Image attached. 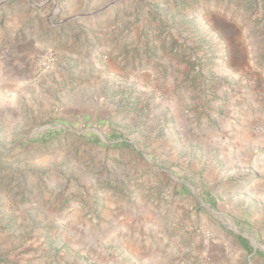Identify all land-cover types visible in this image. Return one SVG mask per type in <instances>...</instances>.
<instances>
[{"label": "rangeland", "instance_id": "obj_1", "mask_svg": "<svg viewBox=\"0 0 264 264\" xmlns=\"http://www.w3.org/2000/svg\"><path fill=\"white\" fill-rule=\"evenodd\" d=\"M178 1L180 6L172 4L171 0H0V264H21V256L42 248L34 240L41 231L38 226L33 224L31 228L20 219L42 210L44 217L54 222L56 216H48L52 211L70 205V195L75 196L77 192L72 190L75 184L71 181L82 186L90 179V173L100 177L109 173L107 161L111 147L108 144L102 146L100 152H106V160L99 164L91 150L80 146L79 139L83 130L91 127L84 125L79 116L88 108L83 93L100 94L96 85L83 87L85 80L98 81L95 67L89 70L87 67L76 70V65L69 70L63 67L69 63L68 48L79 49L78 42L83 34L102 30L100 43L104 45L112 41L108 36L110 32L116 35L113 49L106 51L102 61L110 57V52L115 53L111 54L114 59L122 57L124 60L120 52L124 39L135 32L139 35L132 48L133 62L126 52L128 70L121 69L122 73H119V89H109L108 98L98 97L89 102L97 105L99 112L106 116L113 114L115 105L123 103L115 101V94L126 92L128 116L141 112L144 106L149 109V116L160 106L169 108L162 116L164 135L173 134L176 121L205 130L210 112L205 108L211 102L219 101L218 96L207 98L204 95L206 88L222 84L236 88L234 71H226L227 54L219 53L215 41L209 37L212 30L210 17L228 12L236 18L238 14L242 18L238 23L240 27L251 34H264V15L261 21L255 16L260 0ZM261 1L264 12V0ZM177 27L180 42L173 48L175 52L171 51L174 55L171 58L187 64L186 70L174 68L170 61L162 67L163 52L156 45L146 46L140 35L172 34ZM51 52L57 58L56 63L50 70L43 71L41 63ZM256 56L258 62L264 63V49ZM151 61H156L154 66L162 72L160 79L176 75L175 84L151 79L149 91L140 89L142 84L138 82L149 74ZM249 70L244 75L248 79L246 88L251 86L249 82L254 74H258L252 66ZM76 72L86 75L78 76ZM229 78H233L231 82L227 80ZM127 81L128 85H124ZM79 86L81 88L74 92ZM194 86L201 90L189 104L182 99V94ZM121 88L125 90L121 91ZM147 92L149 95L144 98L147 105L141 107V95ZM170 110L182 117L174 118ZM259 128L264 129V125L258 124L254 128L258 134H264L258 131ZM92 133L90 131L88 135ZM151 145L149 150H141L153 160L152 152L156 148ZM82 154L89 156L94 162L92 166H83ZM149 169L150 174L156 175L152 165ZM138 172L134 165L128 167L129 182L139 178ZM188 175L191 177L190 173ZM182 187V180L172 183L165 180L150 192L156 198L154 195L158 191L163 201L172 204L163 216L172 225L162 228L159 233L162 237L182 241L179 253L168 264H264V221L262 224L258 221L247 223L241 215L211 208L210 212H203L211 220L209 228H204L198 217L193 219L182 201L178 205L173 202ZM128 195L132 204L142 201L138 191H129ZM221 240L225 242L223 246L218 245ZM207 243L212 249L211 254L200 255L199 249ZM48 246L52 248L51 244ZM220 248H223L222 253ZM240 249L245 255H241Z\"/></svg>", "mask_w": 264, "mask_h": 264}, {"label": "crops", "instance_id": "obj_2", "mask_svg": "<svg viewBox=\"0 0 264 264\" xmlns=\"http://www.w3.org/2000/svg\"><path fill=\"white\" fill-rule=\"evenodd\" d=\"M171 2L180 6L178 0ZM258 5L255 16L261 21L264 15L263 2L260 0ZM240 16L237 14L234 18L232 13L222 12L210 17L212 30L209 37L215 41L219 53L227 54L226 71H234L232 73L236 75L234 81L237 86L233 88L222 84L206 88L204 95L211 99L218 96L219 101L211 102L205 108L210 110L205 130L176 121L173 134L164 135L162 116L169 108L160 106L149 116V109L144 106L141 112L128 116L126 92L115 94V101H123L124 106L115 105L112 115L101 114L97 105L89 103L98 97L108 98L109 89H119V73H122L121 69L128 70V52L131 56L129 60L132 61V48L139 36L136 32L124 39L120 51L124 60L122 57L114 59L111 54L115 53L110 52V57L102 61L106 58V51L113 49L112 42L116 36L113 32L108 35L112 41L105 45L100 43L102 30H96L80 37L79 49L68 48L69 63L63 65L65 70L71 69L73 65H76V70H85L86 67L89 70L94 66L97 72L98 81L85 80L83 85L87 88H90L89 84L96 85L100 88V94L83 93L88 108L80 112L79 116L84 125L90 124L91 127L84 129L79 139L80 146L91 150L94 160L99 164L106 160V152H100L102 146L108 144L111 147L108 153L110 159L107 161L109 173L102 177L90 173V179L82 186L71 181L75 184L72 190L77 192L75 196L70 195V205L52 211L48 216L53 218L55 215L54 222L45 218L42 210H36L24 220L20 219L31 228L33 224L38 226L41 231L34 240L36 245L42 246L21 256V264H168L179 253L182 241L161 236L159 231L172 225L163 217L172 204L163 201L158 191L154 195L156 198L150 193L165 180L166 183L182 180V190L178 189L180 192L173 202L178 205L182 201L186 210L193 214V219L198 217L204 228H209L211 220L203 212H210L211 208L241 215L247 223H263L264 134H258L254 128L258 124L264 125V63L258 62L256 56L257 52L264 49V34H251L240 27ZM178 29L172 34L159 33L156 37L152 33L140 35L146 46L156 45L163 52L160 58L162 67L165 68L170 61L174 68L186 70L187 64L171 58L174 57L171 51L180 42ZM187 43L190 45L191 42ZM155 63L150 62L149 74L138 82L142 84L140 89L149 91L151 79L158 83L165 80L175 84L174 74L168 75L167 79H160L162 72L154 66ZM251 66L258 74H254L249 82L251 86L246 88L248 79L244 75L248 74ZM76 73L78 76L86 75ZM232 79L227 80L231 82ZM124 85H128V81ZM80 88L77 87L74 92ZM199 90L201 88L196 89L194 86L183 92L182 99L190 104ZM148 95L149 92L142 93L141 107L147 105L144 98ZM170 111L174 118L182 117L180 113ZM90 131L93 136L88 135ZM130 132L131 135L127 136ZM150 143L156 148L152 152L153 160L141 150H149ZM82 156L83 166L93 165L89 156ZM133 165L139 171V178L129 182L128 167ZM150 165L156 170V175L150 174ZM129 191L140 192L142 201L138 204L129 202ZM150 233L157 235L151 236ZM219 242L220 246L225 244L222 240ZM206 245L199 249L200 255L211 254L212 249L208 248V243ZM50 250L51 253L48 252ZM220 250L222 253L223 248ZM240 250L241 255H245L244 250Z\"/></svg>", "mask_w": 264, "mask_h": 264}, {"label": "built area", "instance_id": "obj_3", "mask_svg": "<svg viewBox=\"0 0 264 264\" xmlns=\"http://www.w3.org/2000/svg\"><path fill=\"white\" fill-rule=\"evenodd\" d=\"M56 56L54 53H49L47 56H45L44 60L42 61L41 63V67H42V70L43 71H47V70H50L56 63ZM260 132H264V129L262 128H259Z\"/></svg>", "mask_w": 264, "mask_h": 264}]
</instances>
